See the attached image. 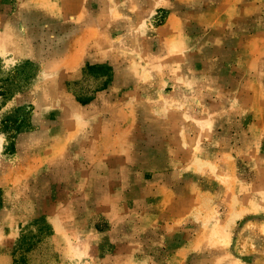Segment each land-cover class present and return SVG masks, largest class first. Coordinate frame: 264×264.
Returning a JSON list of instances; mask_svg holds the SVG:
<instances>
[{"label":"rangeland","instance_id":"1","mask_svg":"<svg viewBox=\"0 0 264 264\" xmlns=\"http://www.w3.org/2000/svg\"><path fill=\"white\" fill-rule=\"evenodd\" d=\"M0 32V264H264V0H0Z\"/></svg>","mask_w":264,"mask_h":264},{"label":"trees","instance_id":"2","mask_svg":"<svg viewBox=\"0 0 264 264\" xmlns=\"http://www.w3.org/2000/svg\"><path fill=\"white\" fill-rule=\"evenodd\" d=\"M2 73V69H1V66H0V74ZM30 79V77H26V79ZM1 84V82H0ZM0 89H2V87H0ZM2 91L0 90V96H4L5 94L1 93ZM1 110V108H0ZM25 112V109L24 108H19L17 111H16V114L15 116L11 117V118H8L6 119L5 121L2 122V125H4V130H3V133L5 134H9L11 133L12 131H16L17 133L20 131L21 128L25 127V124H26V115L24 114ZM17 264H20V262L17 260Z\"/></svg>","mask_w":264,"mask_h":264},{"label":"bare ground","instance_id":"3","mask_svg":"<svg viewBox=\"0 0 264 264\" xmlns=\"http://www.w3.org/2000/svg\"><path fill=\"white\" fill-rule=\"evenodd\" d=\"M5 37L4 34L0 32V52L5 50Z\"/></svg>","mask_w":264,"mask_h":264}]
</instances>
